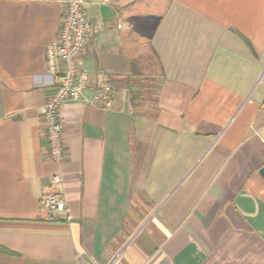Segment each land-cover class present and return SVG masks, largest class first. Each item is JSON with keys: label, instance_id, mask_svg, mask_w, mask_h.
Masks as SVG:
<instances>
[{"label": "crops", "instance_id": "0c3cea01", "mask_svg": "<svg viewBox=\"0 0 264 264\" xmlns=\"http://www.w3.org/2000/svg\"><path fill=\"white\" fill-rule=\"evenodd\" d=\"M64 0H0V264H264V0H82L99 31L47 158ZM60 173L65 211L42 197Z\"/></svg>", "mask_w": 264, "mask_h": 264}, {"label": "built area", "instance_id": "2783aa9c", "mask_svg": "<svg viewBox=\"0 0 264 264\" xmlns=\"http://www.w3.org/2000/svg\"><path fill=\"white\" fill-rule=\"evenodd\" d=\"M107 2L108 0H103ZM64 12L56 38L45 47L46 67L52 92L39 108V115L45 128L47 158L60 165L64 160L63 126L60 109L66 100H82L86 103L103 101L109 106L113 100L112 83L109 75L100 71V82L90 96H86L89 76L80 69L78 62L87 45L99 31L83 10L82 0H64ZM51 193L42 197V210L47 218H56L65 211L62 195L63 178L60 173L50 177ZM114 256L105 264H116Z\"/></svg>", "mask_w": 264, "mask_h": 264}, {"label": "trees", "instance_id": "16d2710c", "mask_svg": "<svg viewBox=\"0 0 264 264\" xmlns=\"http://www.w3.org/2000/svg\"><path fill=\"white\" fill-rule=\"evenodd\" d=\"M0 253L1 254H12L11 252H9L8 250H6L5 248L0 246Z\"/></svg>", "mask_w": 264, "mask_h": 264}, {"label": "water", "instance_id": "95a60500", "mask_svg": "<svg viewBox=\"0 0 264 264\" xmlns=\"http://www.w3.org/2000/svg\"><path fill=\"white\" fill-rule=\"evenodd\" d=\"M260 176L264 179V166H262L259 170Z\"/></svg>", "mask_w": 264, "mask_h": 264}]
</instances>
